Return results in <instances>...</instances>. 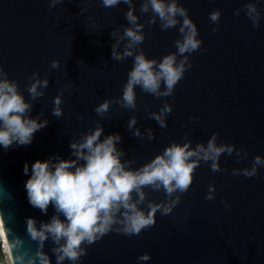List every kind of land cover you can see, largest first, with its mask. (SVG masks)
I'll use <instances>...</instances> for the list:
<instances>
[{
	"label": "water",
	"instance_id": "95a60500",
	"mask_svg": "<svg viewBox=\"0 0 264 264\" xmlns=\"http://www.w3.org/2000/svg\"><path fill=\"white\" fill-rule=\"evenodd\" d=\"M133 2L139 22L144 23L151 13L141 15L140 0ZM246 2L179 0L202 40L201 49L189 56L191 69L172 96L155 98L137 87L135 110L112 104L100 117L95 106L122 95L133 64L132 57L122 62L110 58L114 43L110 33L127 25V5L103 8L100 0H65L49 10V0H0V65L10 80L17 81L25 100L29 99L28 76L37 72L49 80L30 113L35 118L43 111L40 119H47V126L34 134L28 146L13 145L7 151L0 146V217L23 239L24 247L31 251L37 247L26 233V218L47 222L54 214L51 205L44 215L28 203L24 184L31 165L55 155L74 158L70 141L99 122L104 129L101 139L112 133L122 137L117 147L126 153L123 159L135 161L133 168L149 162L171 142L183 143L185 133L194 147L216 132L217 143L243 148L248 158L237 163L235 153L222 154L219 163L226 171L217 173L210 170V162H202L191 188L170 215L157 212L155 226L138 236L105 235L87 246L88 254L78 264H138L137 257L143 253L151 259L139 264H264V168L253 178L231 174L233 168L250 167L256 155L264 157V0L257 3L262 10L259 28L243 11L233 14ZM214 9L221 11L218 24L209 20ZM214 27L219 31L213 33ZM178 28L162 31L158 20L152 26L145 24L140 48L146 57L160 60L176 52ZM122 50L123 45L118 51ZM52 60L60 66L52 69ZM66 84L72 87L63 91V115L57 118L51 113L54 97ZM164 103L172 105V112L166 117L167 128H160L149 113L159 112ZM133 115L141 132L153 130V140L131 135L127 123ZM193 116L199 119H190ZM25 163L28 175L23 174ZM210 184L215 186V198L206 200ZM144 190L154 202L165 199L163 191ZM225 201L230 205L227 209ZM50 246L45 242L43 250L55 264Z\"/></svg>",
	"mask_w": 264,
	"mask_h": 264
},
{
	"label": "clouds",
	"instance_id": "9594fccd",
	"mask_svg": "<svg viewBox=\"0 0 264 264\" xmlns=\"http://www.w3.org/2000/svg\"><path fill=\"white\" fill-rule=\"evenodd\" d=\"M65 0H49V10ZM103 8H115L121 3L127 5L124 18L127 25H120L110 33L114 43L111 45V59L122 62L129 57L133 64L127 73V82L122 86V95L104 99L94 108V112L104 117L110 105L118 104L121 108L135 110L137 107V87L143 93L155 98L173 95L178 82L190 70L192 63L189 56L201 49L202 40L198 39L196 24L190 19L188 9L179 0H140L141 15L151 13L144 22H139L135 14L133 0H100ZM258 0H247L241 8L234 9L239 16L243 11L254 28L260 27L262 10L257 7ZM81 13L85 10L80 9ZM221 16L219 9L209 13V20L218 24ZM91 21V17H89ZM159 21L162 31L179 25V37L174 41L176 52L168 53L162 59H149L140 45L145 40L144 27L155 25ZM218 28H212L216 33ZM99 43V41H97ZM123 45V50L118 51ZM60 66L58 60H52L50 67ZM49 86L47 77L40 78L37 72L27 77L26 89L29 99L25 100L16 80H10L8 73L0 65V146L5 151L13 145L28 146L34 134L47 126V119L41 120L43 111L35 118L31 117L34 101L43 97ZM72 87L66 84L60 94L54 97L53 116L60 118L64 103L63 91ZM172 112V105L164 103L159 112H150L149 118L157 122L160 128H167L166 117ZM82 118V117H80ZM198 120L199 117H190ZM135 115L130 116L127 129L137 139L146 136L153 140V130L145 128L141 132ZM104 129L97 122L94 129L81 133L79 139L69 143L70 156L61 159L59 155L31 165V175L24 187L31 207L47 215L51 205L54 214L47 222L26 218V233L36 242L35 251L24 247V241L0 217V259L4 264H51V258L43 249L45 242L55 258V264H78L86 256L87 246L101 240L105 235L115 232L124 236H138L156 224V213L168 216L180 203L182 194L191 188L196 169L201 163L209 164L213 173L226 171L219 163L222 154L232 156L235 153L237 163L247 160L248 153L234 144L217 143L218 133L213 132L206 143L192 141L185 133L183 143L171 142L163 151L156 154L149 162L133 168L134 160L123 159L126 153L117 147L122 137L117 133L103 136ZM264 168V157L256 155L250 167L233 168V176L253 178L258 169ZM29 166H23V174L28 175ZM163 191L165 199L154 202L148 199V193ZM215 186L210 184L205 194L206 200L215 198ZM225 208L230 205L224 202ZM63 217V219H61ZM151 259L148 253L137 257L139 262Z\"/></svg>",
	"mask_w": 264,
	"mask_h": 264
},
{
	"label": "built area",
	"instance_id": "2783aa9c",
	"mask_svg": "<svg viewBox=\"0 0 264 264\" xmlns=\"http://www.w3.org/2000/svg\"><path fill=\"white\" fill-rule=\"evenodd\" d=\"M0 264H4V261L2 259H0Z\"/></svg>",
	"mask_w": 264,
	"mask_h": 264
}]
</instances>
